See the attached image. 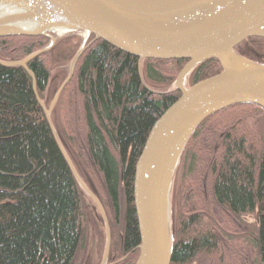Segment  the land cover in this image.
Here are the masks:
<instances>
[{
    "label": "trees",
    "instance_id": "1",
    "mask_svg": "<svg viewBox=\"0 0 264 264\" xmlns=\"http://www.w3.org/2000/svg\"><path fill=\"white\" fill-rule=\"evenodd\" d=\"M47 42L46 36L0 37V59L23 60ZM79 46V37L68 36L28 63L47 104ZM235 50L264 64V38L250 37ZM188 61L139 60L95 40L53 110L63 146L121 228L120 248L129 256L119 264H135L139 256L137 160L153 124L180 97L171 86ZM221 71L216 59L202 62L189 86ZM89 227L102 242L94 208L59 148L33 78L21 66L0 65V264H84L79 253ZM171 231L170 264H264L263 108L235 104L196 128L174 178Z\"/></svg>",
    "mask_w": 264,
    "mask_h": 264
},
{
    "label": "water",
    "instance_id": "2",
    "mask_svg": "<svg viewBox=\"0 0 264 264\" xmlns=\"http://www.w3.org/2000/svg\"><path fill=\"white\" fill-rule=\"evenodd\" d=\"M18 9L0 11V37L46 36L50 46L23 60L4 61L21 66L33 78L35 95L52 127L61 152L83 190L100 208L107 240L102 264H107L111 231L102 203L78 174L51 120V113L74 75L90 36L103 40L139 60H189L175 88L180 97L153 124L134 173V203L140 245L135 264H170L172 259L171 194L182 153L196 128L210 115L235 104L264 109V64L235 48L250 37L264 38V0H6ZM34 24L33 28L25 27ZM66 28L86 39L69 66L66 80L49 109L40 99L35 74L28 63L49 51L56 38L50 32ZM64 32V33H67ZM216 59L222 71L186 86L200 63Z\"/></svg>",
    "mask_w": 264,
    "mask_h": 264
},
{
    "label": "rangeland",
    "instance_id": "3",
    "mask_svg": "<svg viewBox=\"0 0 264 264\" xmlns=\"http://www.w3.org/2000/svg\"><path fill=\"white\" fill-rule=\"evenodd\" d=\"M50 34L56 38V41H55V44L60 41L61 39L65 38V37H68V36H77L79 37L80 39V46H79V49L84 45V42H85V39H86V36L84 33L82 32H67V33H63V34H58L57 32H50ZM48 38V42H47V45L44 46L43 48H46L48 46H50V44L52 43V39L47 37ZM95 41V39L91 40V36L87 39L86 41V45H88L89 43H93ZM54 44V45H55ZM53 45V47H54ZM52 47V48H53ZM41 48V49H43ZM51 48V49H52ZM39 49V50H41ZM79 49L77 50V52L79 51ZM37 50V51H39ZM36 51V52H37ZM76 52V54H77ZM35 53V52H34ZM75 54V55H76ZM74 55V56H75ZM27 58V57H26ZM74 58V57H73ZM72 58V59H73ZM71 59V61H72ZM71 61L68 63V69H69V66H70V63ZM183 69V68H182ZM181 71V70H180ZM180 72L177 73V76H176V79L178 77ZM176 81V80H175ZM175 81L173 83V85L171 86V89H174L175 86ZM189 75L187 76V79H186V86H189ZM62 85V84H61ZM60 88V87H59ZM58 88V89H59ZM65 89V88H64ZM58 91V90H57ZM57 93V92H56ZM55 93V95H56ZM39 94V92H38ZM46 97H47V92L45 93ZM54 95V97H55ZM39 97L40 99L43 101L46 109H49L50 107V104L53 100L49 102V104H47V101L46 99L44 98L45 96H41L39 94ZM60 99V98H59ZM56 106V105H55ZM55 108V107H54ZM54 110V109H53ZM53 110H52V113H53ZM52 113H51V120H52ZM53 123V121H52ZM54 125V123H53ZM55 127V125H54ZM55 130L58 134V131L55 127ZM59 136V134H58ZM60 138V136H59ZM61 140V139H60ZM65 148V147H64ZM66 150V148H65ZM67 151V150H66ZM68 153V152H67ZM69 154V153H68ZM70 156V155H69ZM71 158V156H70ZM71 160L73 161V159L71 158ZM74 163V162H73ZM75 165V164H74ZM76 167V166H75ZM76 170L78 172V174L80 175V177L82 178L81 174L79 173L77 167H76ZM93 176H91L92 178V183H96L98 186H99V189H100V192L104 198V200L106 199L105 197V194L97 180V175L95 174H92ZM82 180L85 182V180L82 178ZM95 180V182H94ZM85 184L89 187V185L85 182ZM80 185V184H79ZM81 187V186H80ZM82 189V187H81ZM89 189L95 194V192L89 187ZM82 191L84 192L86 198H87V201L89 202V204H91V206H93L94 208V213L96 215V219L98 220V225L99 227L101 228V230H103V234L105 235L104 238H103V241L100 242V233H97L96 230H94L93 228H90L88 229L87 233H86V241H85V246L82 247L80 253H79V257L80 259L82 260H85V263L84 264H102V261H103V257H104V252H105V247H106V240H107V229H106V225H105V221H104V217H103V214L100 210V208L98 207V205L96 204V202L85 192V190L82 189ZM96 195V194H95ZM97 196V195H96ZM98 197V196H97ZM98 199L100 200V202L102 203L103 205V208L105 210V214H106V217H107V220H108V223H109V228H110V231H111V246H110V251H109V256H108V260H107V264H119L120 262H122L123 260H126L127 257L129 256L128 254L126 256L123 255V252L121 250V242H122V231H121V228L118 224L116 225H112L111 223V220H110V217L108 215V212L105 208V205L103 204V201H101V199L98 197ZM100 214H101V218H100ZM247 220L249 222H254L255 220V217L253 215H250ZM87 256L88 259H85ZM87 262V263H86Z\"/></svg>",
    "mask_w": 264,
    "mask_h": 264
},
{
    "label": "bare ground",
    "instance_id": "4",
    "mask_svg": "<svg viewBox=\"0 0 264 264\" xmlns=\"http://www.w3.org/2000/svg\"><path fill=\"white\" fill-rule=\"evenodd\" d=\"M16 5H18V4H16ZM16 5L15 4H11V3L7 2L6 0H0V11H1V13H5L6 10L18 9V8H15V7H17ZM24 26L25 27H29V28H33L34 24L26 23ZM56 30H57V33L59 35L63 34L64 32H67L66 28H56Z\"/></svg>",
    "mask_w": 264,
    "mask_h": 264
}]
</instances>
